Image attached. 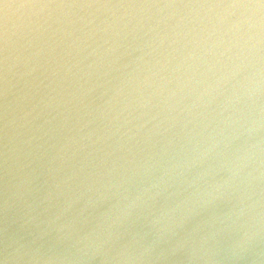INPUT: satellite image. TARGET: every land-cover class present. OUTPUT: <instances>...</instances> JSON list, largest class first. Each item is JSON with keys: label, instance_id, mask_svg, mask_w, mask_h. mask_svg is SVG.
Returning a JSON list of instances; mask_svg holds the SVG:
<instances>
[{"label": "water", "instance_id": "95a60500", "mask_svg": "<svg viewBox=\"0 0 264 264\" xmlns=\"http://www.w3.org/2000/svg\"><path fill=\"white\" fill-rule=\"evenodd\" d=\"M0 264H264V0H0Z\"/></svg>", "mask_w": 264, "mask_h": 264}]
</instances>
